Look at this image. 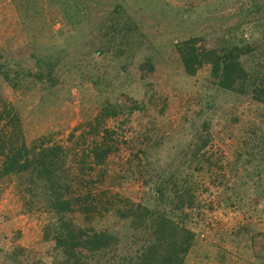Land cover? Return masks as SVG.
<instances>
[{
  "label": "rangeland",
  "instance_id": "obj_1",
  "mask_svg": "<svg viewBox=\"0 0 264 264\" xmlns=\"http://www.w3.org/2000/svg\"><path fill=\"white\" fill-rule=\"evenodd\" d=\"M241 38L258 45L248 62L264 76V0H0L6 136L19 125L27 146H63L90 208L71 217L118 241L76 264H117L142 249L150 230L118 210L169 211L159 190L181 182L193 196L180 213L194 234L184 264H264V105L214 86L207 65L187 75L178 51L189 39L209 49ZM37 58L42 71L53 65L42 84L3 82L26 66L37 73ZM102 139L110 152L98 165L91 149ZM14 185L0 182V264H57L45 240L54 216L29 210Z\"/></svg>",
  "mask_w": 264,
  "mask_h": 264
},
{
  "label": "trees",
  "instance_id": "obj_2",
  "mask_svg": "<svg viewBox=\"0 0 264 264\" xmlns=\"http://www.w3.org/2000/svg\"><path fill=\"white\" fill-rule=\"evenodd\" d=\"M27 9L32 14L37 13L35 7L28 6ZM198 41L189 39L183 42L178 50L187 75L194 76L207 65L214 86L238 96L250 95L255 102L264 105V76L257 71L259 67L250 66L251 63L248 62V57L256 51L258 45L246 43L241 38L228 47L216 45L207 49L196 47ZM35 62L39 69L37 73L26 66L16 71L11 78L9 74L3 73V82H9L14 90L26 85L42 84L45 77L51 76L53 65L46 63L45 70L42 71V61L37 58ZM1 84L0 182L13 180L14 188L20 193L29 210H38L42 206L44 211L54 216V222L48 227L45 240L54 244L57 264H76L81 260L98 262V257L103 258L107 253L113 252L118 242L116 237L106 230L84 228L71 217L76 211L88 212L90 208L85 205V199L75 196L76 192L66 167L68 155L63 146H27L19 125L12 126L10 134L6 136V128L14 120L9 118L6 121L5 113L1 109L5 97ZM114 114L116 112H107V115ZM205 146L206 142L200 148ZM109 152L110 147L106 146L102 139V144L91 149L93 163H103ZM199 152V148L195 149L191 156L196 158L197 155L200 156ZM159 193L161 199L172 203V206L169 204V211L152 210L140 204H130L124 210H118L121 220L129 223L136 231L150 230V237L145 239L147 242L142 249L122 255L117 264H184L194 234L184 226L180 213L193 205L191 189L185 188L182 182L180 185L170 183L159 190ZM170 213L179 216L178 222L171 219Z\"/></svg>",
  "mask_w": 264,
  "mask_h": 264
}]
</instances>
